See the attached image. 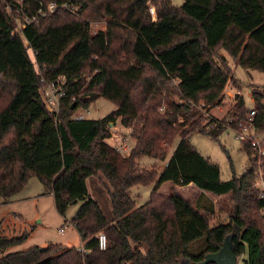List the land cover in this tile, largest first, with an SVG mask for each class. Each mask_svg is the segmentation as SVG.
Wrapping results in <instances>:
<instances>
[{"label":"trees","instance_id":"trees-1","mask_svg":"<svg viewBox=\"0 0 264 264\" xmlns=\"http://www.w3.org/2000/svg\"><path fill=\"white\" fill-rule=\"evenodd\" d=\"M39 1L70 3L77 11L61 8L20 35L18 8L34 12L38 3L0 0V197L8 204L37 177L62 216L81 203L70 225L84 251L49 245L5 255L29 235L9 239L0 233V264L200 263L228 237L238 258L248 253L243 264H264V200L255 186L251 144L242 145L250 170L230 181H222L220 167L192 144L195 133L216 140L229 125L247 122L250 110L241 95L223 121H207L196 106L223 103L233 81L228 64L216 63L219 51L264 74V0H185L181 7L172 0ZM102 21L106 29L94 34L91 23ZM59 80L66 96L52 115L42 92ZM250 92L254 126L264 129V86ZM100 98L117 109L100 120L71 119ZM118 121L136 142L128 156L107 143L110 125ZM178 136L160 171L141 166L143 157L165 161ZM93 176L108 189L112 221L91 198L87 179ZM153 182L149 202L138 207L131 189ZM165 183L230 195L229 222L212 227L213 210H199L175 190L160 194ZM101 232L106 250L98 245ZM203 239L204 250L193 253L192 245Z\"/></svg>","mask_w":264,"mask_h":264},{"label":"rangeland","instance_id":"rangeland-1","mask_svg":"<svg viewBox=\"0 0 264 264\" xmlns=\"http://www.w3.org/2000/svg\"><path fill=\"white\" fill-rule=\"evenodd\" d=\"M175 7H181L185 0H172ZM151 9L153 6L151 5ZM154 20L156 17L154 16ZM20 24V23H18ZM18 27V25H17ZM91 29L94 34L106 29V23L93 22ZM32 53L30 52V55ZM219 58H216V63L223 68L229 66L233 81H236L235 87L233 81L227 86L226 93L233 96V99L227 97L224 93V101L220 105L208 106L204 110L200 109L204 101H200L196 106V110L203 116L204 119L213 117L217 120H225L229 110L235 104L236 93H240L246 101L248 110L253 109L256 105L253 103L250 96L252 87L264 86V74L255 71L247 70L239 66L229 55L223 51H219ZM224 63H226L224 65ZM231 92V93H229ZM43 99H46V88L42 92ZM178 100V99H176ZM257 107V106H256ZM117 109L116 105L104 98H100L89 106L90 115L88 119L100 120ZM85 109L80 108L77 112H83ZM207 121L203 123L207 124ZM112 140H107L111 146H117L119 142V135L125 134L121 127L120 121L116 125L111 124ZM238 134L228 129L218 139H213L211 136L195 133L192 136V144L198 151L211 162L217 164L221 169L222 181H230L234 176L241 177L251 168L250 159L247 153L243 150V143L238 140ZM260 140V139H259ZM180 142V136L175 138L174 142L168 148L167 159L165 161H158L150 157H143L140 161L141 166L153 171L162 169L167 161L171 158ZM131 143L135 146V141ZM264 146V145H263ZM127 156V155H126ZM158 169V170H159ZM160 171V170H159ZM158 171V172H159ZM102 176V174H101ZM100 178L93 176L87 179V186L91 198L95 200L101 207L108 221H112V207L110 203V196L108 189L101 184ZM156 182L148 185H137L131 189L133 199L137 206L140 207L149 202ZM173 185L165 183L159 190V193L165 196L171 195L173 192ZM177 191V189H175ZM200 191V190H199ZM183 196L190 199L194 206L199 210H213L214 219L211 226L214 227L219 224L229 222L228 215L232 212L234 204L230 197L216 198L215 195L209 192H198L194 189H184L180 191ZM205 193V194H204ZM210 194L215 197H209ZM187 196V197H186ZM81 207V203L71 206L66 215L59 214L55 207V201L52 194H50L42 182L37 177L30 179L26 187L12 200V203L5 204L4 199L0 197V233L7 238L29 235L28 238L19 245H14L5 251V255L25 252L34 247L45 249L49 245H58L67 248H80L83 243L75 228L70 225V221L75 217ZM216 207L217 213L214 208ZM216 216V218H215ZM69 222V225H66ZM65 228V233L61 234L60 230ZM205 240L195 242L192 245V252L199 253L204 250ZM248 253L238 258L237 264H243L247 259Z\"/></svg>","mask_w":264,"mask_h":264},{"label":"built area","instance_id":"built-area-1","mask_svg":"<svg viewBox=\"0 0 264 264\" xmlns=\"http://www.w3.org/2000/svg\"><path fill=\"white\" fill-rule=\"evenodd\" d=\"M38 3V8L34 12H28L24 10L23 7L18 8L17 13L23 17V20L18 21L20 24H18V27L16 28L15 33L16 34H22V31L27 26L32 25H38L39 22L45 18H47L50 14H53L57 10L64 8L71 12L72 14H76L77 8H75L70 3H58V2H51L48 5L43 4V2L36 0ZM64 80H59L56 83H51L46 87V99L45 102L48 106V108L51 111V114L54 115L59 110L60 102L61 100L66 96V92L61 87L62 84H64ZM231 93V92H229ZM251 93V92H250ZM225 94H227L225 92ZM236 95H241L240 93H236ZM229 94H227V97ZM251 96V94H250ZM229 98L233 99V96H229ZM252 98V96H251ZM253 103L255 104L253 98ZM208 106H211V108H214L216 105H208V104H201L200 109L204 110ZM78 110V109H77ZM75 110L74 114L72 115L71 119L75 121H84L87 120L89 115L91 114L89 111V108L85 109L83 112H77ZM256 116V106L250 110V113L248 115L247 122H240L238 124V128L232 129V127L229 125L228 129H231L235 131L238 134V140L242 143H250L252 147V155H251V161L256 168V184L255 186L260 191V198L264 200V129H258L254 126V117ZM211 119L217 120L213 117H210ZM227 118V117H226ZM221 121V120H218ZM223 121V120H222ZM229 122H232L231 120ZM217 122L213 123L212 125H208L207 129H214ZM129 133H125L122 135H119V142L117 146L115 145V148L119 153H121L123 156H128L132 149L133 144L131 143L132 136V130L128 129ZM112 139V138H111ZM260 139V140H259ZM65 228L60 230V233H64ZM98 239V245L100 250H106L108 247V239L104 232H101L97 236ZM79 251H84V246L79 248Z\"/></svg>","mask_w":264,"mask_h":264},{"label":"water","instance_id":"water-1","mask_svg":"<svg viewBox=\"0 0 264 264\" xmlns=\"http://www.w3.org/2000/svg\"><path fill=\"white\" fill-rule=\"evenodd\" d=\"M76 107L73 105L72 110ZM238 256L235 254L231 237L223 243L220 251L214 255L207 257L206 260L200 263H191L190 260L181 262L180 264H237Z\"/></svg>","mask_w":264,"mask_h":264},{"label":"crops","instance_id":"crops-1","mask_svg":"<svg viewBox=\"0 0 264 264\" xmlns=\"http://www.w3.org/2000/svg\"><path fill=\"white\" fill-rule=\"evenodd\" d=\"M223 53H224V51H223ZM121 127H122V129L124 130V132L125 133H129V130L127 129V128H124L122 125H121ZM109 140H112V139H109ZM108 143V142H107ZM110 145V144H109ZM113 147H115V146H113ZM174 186V185H173ZM194 189V190H196V191H198V192H201V190L199 191L194 185H189V186H186V187H177V186H174L173 187V190H175V189H177V192H179L180 194H182L183 195V193H181L180 191L181 190H184V189ZM176 191V190H175ZM201 193H203V192H201ZM205 194V193H204ZM206 195H208L209 197H215V196H212V195H210V194H206ZM17 196V195H16ZM185 196V195H184ZM187 197V196H186ZM226 197H230V195H228V196H223V197H217L216 196V198H226ZM188 198V197H187ZM14 199V197L12 198V200ZM12 200L8 203V204H10V203H12ZM233 203V202H232ZM233 208H234V206H232V211H233ZM214 211H215V213H217V209H216V207L214 208ZM231 211V212H232ZM232 214V213H231ZM231 214H229L228 215V219L230 218V215ZM215 218H216V216H215ZM225 224H227V223H225ZM65 233V232H64ZM64 233H62V234H64Z\"/></svg>","mask_w":264,"mask_h":264}]
</instances>
